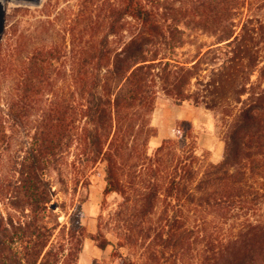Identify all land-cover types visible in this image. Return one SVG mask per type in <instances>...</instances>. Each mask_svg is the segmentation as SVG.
Instances as JSON below:
<instances>
[{
    "label": "trees",
    "instance_id": "trees-1",
    "mask_svg": "<svg viewBox=\"0 0 264 264\" xmlns=\"http://www.w3.org/2000/svg\"><path fill=\"white\" fill-rule=\"evenodd\" d=\"M183 24L216 39L186 64L170 57L185 44ZM70 30L68 76L52 69V48L19 65L0 57L11 81L0 111V264H78L85 201L73 198L63 225L51 179L76 196L99 164L105 199L132 186L138 217L161 210L141 257L124 253L133 230L113 246L115 264H264V0H80ZM159 90L232 118L219 164L203 167L186 120L177 140L148 152Z\"/></svg>",
    "mask_w": 264,
    "mask_h": 264
},
{
    "label": "rangeland",
    "instance_id": "rangeland-1",
    "mask_svg": "<svg viewBox=\"0 0 264 264\" xmlns=\"http://www.w3.org/2000/svg\"><path fill=\"white\" fill-rule=\"evenodd\" d=\"M79 1L0 0L1 60H11L19 65L26 61L36 49L52 48L55 49L53 58L50 59L53 65L52 69L56 72L57 68L62 67L63 75L68 76L73 48L70 25L79 13ZM181 28L185 31V44L170 56L180 64L193 61L201 48L206 51L208 47L216 43L214 36L203 30L190 28L184 24L181 25ZM115 39L113 38V40ZM187 66L192 65L187 64ZM9 79L0 75V111L8 112L5 95L11 86ZM256 79L257 75L253 77V81ZM195 83L193 80L191 92L195 89ZM66 90L67 88H65ZM236 106L237 109L241 107V105ZM231 119L221 112L208 110L205 106L198 107L189 102L180 106L176 105L171 98L159 90L156 109L151 116V126L155 129L156 135L149 138L147 142L148 152L153 153L165 140H177L176 131L179 123L186 120L193 124L198 142L197 153L201 156L203 167L209 164H219L224 157V140ZM22 142L28 149L29 138L25 133L22 134ZM126 170H129L128 166H126ZM51 183L54 192L51 207L60 213L63 225H68L69 214L72 213L74 207L73 198L75 197V203L77 200L85 201L81 204V208L84 213L83 224L86 226L88 237L79 255L78 264H115L111 257L113 246H116L121 238L132 233L133 230L134 238L138 242L134 246H129L131 250L127 248L124 253L130 252V254H135L136 258L141 257L149 239L146 240L147 243L140 239L147 234L150 227H155L159 223L161 210L158 209L151 219L138 217L134 208V199L138 188L131 186L126 199L119 194H112L105 199L104 164H99L93 171L90 178L91 185L87 191L80 190L76 196L72 190L68 195L61 192L69 187L59 184L56 174L53 175ZM64 205L68 208L66 211L62 209ZM214 226L222 228L221 223L216 222ZM94 237H99L101 241L105 239L111 245L102 250L98 246L99 243L93 239ZM196 237L195 234L193 249L189 252V257L195 261L199 257V251L203 249V244L200 245V237H197L198 240Z\"/></svg>",
    "mask_w": 264,
    "mask_h": 264
}]
</instances>
